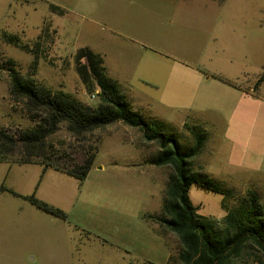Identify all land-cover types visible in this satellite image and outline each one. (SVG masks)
<instances>
[{"label":"rangeland","instance_id":"374dc122","mask_svg":"<svg viewBox=\"0 0 264 264\" xmlns=\"http://www.w3.org/2000/svg\"><path fill=\"white\" fill-rule=\"evenodd\" d=\"M222 3L0 0V128L16 132L34 126L43 116L31 117L24 99L10 104L8 77H3L10 66L51 91L63 89L97 105L99 97H91L93 91L80 79L74 59L75 51L87 46L102 56L107 75L116 79L131 107L155 127L173 131L184 148L193 142L192 125L205 130V142L191 167L213 177L229 193L192 182L189 200L203 219L223 233L224 214L249 203L250 189L258 216L264 218V76L258 80L264 68L236 67L246 58L223 28L227 13ZM4 32L17 34L27 47L7 42ZM224 64L235 70H222ZM139 130L116 121L75 137L65 122H59L41 146L46 153L67 155L59 163L70 167L98 149L106 159L111 146L127 154L134 148L130 139L142 140ZM144 144L152 150L157 143ZM8 158L0 159V264H145L147 260L121 242L110 244L72 229L68 235L62 232V238L53 235L62 220L14 192L9 178L18 176L15 170L22 165L11 164ZM171 170L170 165L165 169L166 181ZM121 172L113 170V200L107 201L113 205L117 231L134 229L132 216L149 207L153 195ZM164 234L170 252L165 264H183L178 259V236L166 227ZM228 264H264V256L248 241Z\"/></svg>","mask_w":264,"mask_h":264},{"label":"trees","instance_id":"16d2710c","mask_svg":"<svg viewBox=\"0 0 264 264\" xmlns=\"http://www.w3.org/2000/svg\"><path fill=\"white\" fill-rule=\"evenodd\" d=\"M3 38L19 47L26 48L17 34L4 32ZM77 73L86 89L99 88V103H84L63 89L49 90L45 85L25 77L14 67H8V95L11 101L24 99V105L31 117L42 114L32 127L16 132L0 128V159L12 162H38L46 167L61 169L78 179H83L92 165L94 153L82 162H74L70 167L61 165L65 154L46 153L41 146L44 137L53 132L59 122H65L68 131L75 137L95 128H104L122 121L138 127L147 141H155L159 147L149 159L156 165L168 164L172 171L168 175L161 212L158 221L175 233L181 247L178 259L183 264H228L248 241L254 242L264 256V218L258 216L255 192L249 190L250 202L230 208L223 216L224 232L218 233L213 223L203 219L196 212L197 207L189 200V185L194 182L206 190L226 195L229 190L207 173L193 170L191 161L202 148L206 132L197 125L190 127L193 142L183 147L173 131L155 127L131 107L116 79L107 75L102 56L87 46L79 47L74 54ZM260 75L258 80L263 78ZM42 112V113H41ZM158 121V120H157ZM199 127V126H198ZM18 155V156H16ZM31 203L53 215L65 218V213L34 194L25 195Z\"/></svg>","mask_w":264,"mask_h":264},{"label":"crops","instance_id":"0c3cea01","mask_svg":"<svg viewBox=\"0 0 264 264\" xmlns=\"http://www.w3.org/2000/svg\"><path fill=\"white\" fill-rule=\"evenodd\" d=\"M222 8L227 13L222 25L231 34L229 41H232V46H236L241 51L239 54L246 58L236 67L244 70L248 67L256 68V71L262 70L264 0H223ZM223 44L227 45L224 42ZM227 66L224 64L222 70H235L229 64ZM9 101L12 104L10 98ZM139 132L142 140L130 139L134 148L127 154L111 146L107 158L104 159L98 154V149L91 167L81 180L61 169L50 166L44 168L38 162H12L11 164L22 166L15 170L18 176H10V186L19 195L34 194L38 199L65 213V218L56 216L62 220L63 225L53 228V235L61 234L62 238V232L68 235L70 229L82 231L110 244L121 242L123 248L134 250L142 259L147 260L145 264H165L170 252L167 251L169 246L164 234L165 226L158 221L157 216L161 212L164 199L165 169L168 164L156 165L149 162L159 147L156 144L154 149H148L141 130ZM128 137L132 138V135L129 134ZM117 168L122 171L121 175L132 177L136 184L142 185L143 188L147 186V190H151L153 194L149 207L132 216L135 230L131 229V226L118 231L113 228L117 223L113 221V205L107 204V201L110 198L113 200V170ZM19 173L25 175L20 177ZM141 177L146 179L141 180ZM142 234H146L147 238Z\"/></svg>","mask_w":264,"mask_h":264},{"label":"built area","instance_id":"2783aa9c","mask_svg":"<svg viewBox=\"0 0 264 264\" xmlns=\"http://www.w3.org/2000/svg\"><path fill=\"white\" fill-rule=\"evenodd\" d=\"M99 92V88H96L92 93H91V97H95L98 95Z\"/></svg>","mask_w":264,"mask_h":264}]
</instances>
